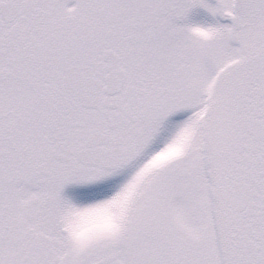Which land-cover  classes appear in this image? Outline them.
Listing matches in <instances>:
<instances>
[{
    "label": "snow or ice",
    "instance_id": "obj_1",
    "mask_svg": "<svg viewBox=\"0 0 264 264\" xmlns=\"http://www.w3.org/2000/svg\"><path fill=\"white\" fill-rule=\"evenodd\" d=\"M0 264H264V0H0Z\"/></svg>",
    "mask_w": 264,
    "mask_h": 264
}]
</instances>
